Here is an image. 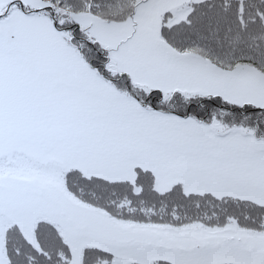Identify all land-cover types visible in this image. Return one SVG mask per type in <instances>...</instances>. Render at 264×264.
<instances>
[{"label": "snow or ice", "instance_id": "snow-or-ice-1", "mask_svg": "<svg viewBox=\"0 0 264 264\" xmlns=\"http://www.w3.org/2000/svg\"><path fill=\"white\" fill-rule=\"evenodd\" d=\"M0 264H264V0H0Z\"/></svg>", "mask_w": 264, "mask_h": 264}]
</instances>
